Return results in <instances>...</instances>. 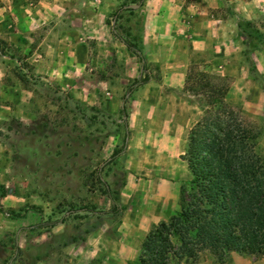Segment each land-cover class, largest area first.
Segmentation results:
<instances>
[{"label": "rangeland", "instance_id": "374dc122", "mask_svg": "<svg viewBox=\"0 0 264 264\" xmlns=\"http://www.w3.org/2000/svg\"><path fill=\"white\" fill-rule=\"evenodd\" d=\"M156 1L0 0V264H132L148 229L177 208L190 178L180 155L201 110L215 105L211 92L226 90L225 104L264 154V14L225 7L227 50L189 52L179 85L172 65L184 56L166 28L155 30ZM13 10L29 16V28ZM113 32L140 45L148 74L124 98L139 61ZM98 177L118 212H100L110 201ZM257 259L264 253H232L222 264ZM187 264L220 263L205 253Z\"/></svg>", "mask_w": 264, "mask_h": 264}, {"label": "trees", "instance_id": "16d2710c", "mask_svg": "<svg viewBox=\"0 0 264 264\" xmlns=\"http://www.w3.org/2000/svg\"><path fill=\"white\" fill-rule=\"evenodd\" d=\"M113 33L139 61V72L124 91V98L146 83L148 74L140 45ZM225 93L226 90L218 91L217 100L211 92L208 101L215 105L210 108L207 104L189 128L186 148L180 157L190 178L178 187L173 214L144 234L132 264H187L205 253L222 264L232 253H264V154L256 150V135L248 122L225 104ZM120 110L125 115L123 105ZM121 152L122 147L113 150L104 163ZM98 179L110 201L109 208L100 212H118L116 195L106 182ZM4 193L0 184V196ZM4 213L11 218L20 216L12 210ZM62 221L60 217L25 228L34 230Z\"/></svg>", "mask_w": 264, "mask_h": 264}, {"label": "crops", "instance_id": "0c3cea01", "mask_svg": "<svg viewBox=\"0 0 264 264\" xmlns=\"http://www.w3.org/2000/svg\"><path fill=\"white\" fill-rule=\"evenodd\" d=\"M228 5H231L232 7H230L236 9L239 13H241L240 9L245 10L249 17L264 14V0H199V3L190 5H183L180 0H157L155 2L154 9L148 15L151 19H154L155 30L160 32L167 29L174 43L172 49H178L175 50L177 54L184 56L183 61L179 62V67L177 62L172 65L181 72L179 85L182 83L185 68L187 69L188 66L187 56L189 52L200 55L211 46L216 52L222 53L227 50L228 37L227 40L221 38L219 32L225 24L229 23L228 19H225L226 11H224ZM13 12L25 23L24 29L30 27L32 22L27 14L23 13L21 18L19 13H16L15 10ZM220 12L223 13V15H220L221 17L217 16ZM39 14V18L42 19L44 14L41 11ZM173 16H176V18L171 20L170 17ZM213 22L215 25L212 27L211 23ZM213 32L218 33V36L215 37ZM182 43L185 44L183 49ZM247 264H264V259L248 261Z\"/></svg>", "mask_w": 264, "mask_h": 264}, {"label": "water", "instance_id": "95a60500", "mask_svg": "<svg viewBox=\"0 0 264 264\" xmlns=\"http://www.w3.org/2000/svg\"><path fill=\"white\" fill-rule=\"evenodd\" d=\"M135 6V5H134Z\"/></svg>", "mask_w": 264, "mask_h": 264}]
</instances>
